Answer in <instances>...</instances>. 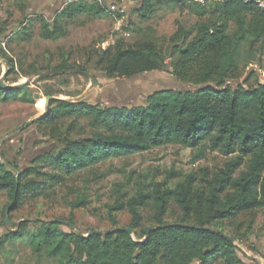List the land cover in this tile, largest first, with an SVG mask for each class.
I'll return each instance as SVG.
<instances>
[{"label": "trees", "instance_id": "16d2710c", "mask_svg": "<svg viewBox=\"0 0 264 264\" xmlns=\"http://www.w3.org/2000/svg\"><path fill=\"white\" fill-rule=\"evenodd\" d=\"M132 1L139 5L137 12L144 21L168 4L164 0ZM178 3L188 4L187 0ZM211 6L207 9V5L197 4L193 10L201 19L210 14L216 20L198 23L194 32L180 28L172 38L175 52L169 55L175 74L185 81L190 74L189 82L198 88L161 90L149 94L142 104L121 107L51 100L52 109L36 122L57 130L64 120L85 119L99 132L63 139L53 132L58 142L22 172L0 158V194L9 200L6 215L7 210L14 212L25 201L45 196L79 172L168 145L202 155L207 150L220 153L229 158L224 166L212 174L205 172L202 178L189 174L174 188L165 182L141 187L127 202L109 206L111 215L128 211L131 223L127 228L116 227L117 221L112 219L113 232L87 236L92 231H63L60 221L39 220L34 228L21 221L16 230L0 234V251L25 241L34 254L59 264H244L236 242L262 254L264 237L251 231L253 222L246 230L239 222L243 216L259 212L264 222V82L253 87L247 83L234 86L232 79H239L243 49L264 42V10L246 0H216ZM110 14L106 0H77L67 4L53 23L41 19V35L53 41L65 34L62 22L77 16L104 18ZM25 20L23 24L30 22ZM3 22L0 37L6 32L7 20ZM232 24L236 26L233 32ZM27 30L13 38L29 39ZM163 60L157 48L148 45L118 47L100 62L106 63L109 78H133L158 70ZM68 68L64 64L57 71L62 74ZM28 87L7 90L0 86V101L27 102ZM86 204L85 197H80L72 203V213ZM172 204L179 216L169 224L166 218ZM148 206L153 210L150 226L162 228L145 235L142 210ZM234 223H239L238 228L228 233L225 227Z\"/></svg>", "mask_w": 264, "mask_h": 264}, {"label": "rangeland", "instance_id": "374dc122", "mask_svg": "<svg viewBox=\"0 0 264 264\" xmlns=\"http://www.w3.org/2000/svg\"><path fill=\"white\" fill-rule=\"evenodd\" d=\"M77 0H6L0 3V25L7 20L6 32L0 37V79L7 69V85L23 83L31 79L28 87L27 102L0 101V158L5 163L19 167V171L28 169L33 160L56 144L53 132L64 137L81 138L93 135L100 130L92 127L89 120L67 119L58 128L44 126L36 122L38 117L52 109L47 97L74 101L86 94L82 101L107 106H132L144 103L146 97L161 90L193 91L198 88L189 82L192 77L182 80L172 67L174 50L172 38L180 28L193 31L200 22L216 20L211 15L202 19L193 8L197 4L212 9L215 1L164 0L168 4L157 9L152 19L144 21L137 12L139 5L132 0H106L108 17L95 18L84 15L71 21L62 22L65 34L56 40L42 38L41 19L53 23L61 10ZM8 13V14H6ZM7 15V16H6ZM28 19L27 24H23ZM28 29L29 39L13 38V35ZM236 26L230 25L235 31ZM152 45L164 57L158 70L133 78H109L105 72L108 58L118 47L132 46L135 49ZM180 45V44H179ZM66 65L69 71L58 72L57 68ZM51 71H57L55 74ZM93 79L95 84L93 83ZM231 80V79H230ZM232 84H246L253 87L264 82V42L253 49L246 46L241 55L239 79ZM40 118V119H42ZM39 120V119H38ZM9 137L4 142V138ZM193 151L178 145L156 148L143 154L115 159L97 165L66 178L63 184L56 186L45 196L25 201L22 206L7 215L4 213L9 200L6 194H0V234L14 231L21 221L36 227V221H65L73 225L75 232L86 234L89 231H108L114 229L112 219H116L119 228H127L131 217L127 210L111 215L109 206L116 202H127L141 187L166 183L174 188L186 176L194 173L202 178L205 172L212 174L221 169L229 158L217 152ZM45 170V169H44ZM49 172V170H45ZM33 176L29 177L32 180ZM150 189V188H148ZM85 197L87 204L75 209L72 203ZM146 227H151L153 210L151 206L142 210ZM179 216L175 204L171 205L166 223H174ZM6 219L10 225H6ZM246 230L253 222L251 231L264 237V222L260 212L241 218ZM239 223L228 224V233L238 228ZM62 230L71 232V228L62 224ZM135 238V236L133 235ZM238 255L244 264H257L254 257L264 264L262 254L236 242ZM0 264H59L57 260L32 252L27 242L9 244L0 251Z\"/></svg>", "mask_w": 264, "mask_h": 264}, {"label": "water", "instance_id": "95a60500", "mask_svg": "<svg viewBox=\"0 0 264 264\" xmlns=\"http://www.w3.org/2000/svg\"><path fill=\"white\" fill-rule=\"evenodd\" d=\"M7 72H8V70L6 69L4 75L1 77V80H0V86H1V88H3V89H7V90H13V89H20V88H23V87H26V86H29V85H30V83H31V79L26 80V81L23 82V83H15V84H12V85H7V83H6V75H7ZM55 73H57V72L48 73V74H46V75L55 74ZM93 83L95 84L94 79H93ZM85 96H86V94L83 95V96H80V97H78L77 99H75L74 101H70V102H72V103L80 102V101L83 100V98H84ZM53 99H55V98H53V97H47V99H46V103H45L46 108H48V105H49L50 101L53 100ZM43 116H44V115H42L41 117H38L36 120L42 118ZM8 138H9V137L4 138L1 142H4V141H5L6 139H8ZM8 213H9V210L6 211V215H7ZM60 223H61V224H66V225H68V226L71 228L72 231H75L73 225H71V224H69V223H67V222H65V221H60ZM6 225H10V222L8 221V219H6ZM157 228H162V227H147V228L145 229V235H148L150 232L154 231V230L157 229ZM125 231H126L129 235H132V234H133L132 230H130V229H126ZM111 232H113V231H112V230H108V231H104V232H102V231H92V232L89 233L87 236H89L90 234H93V233L96 234V235H104V234H109V233H111ZM219 233H221V235H222L224 238H226L228 241L234 243L233 238H231L230 236L225 235L224 233H222V232H220V231H219ZM248 257L251 258L253 261H255L257 264H261V263H259V262L257 261L256 258H254V257H250V256H248Z\"/></svg>", "mask_w": 264, "mask_h": 264}, {"label": "built area", "instance_id": "2783aa9c", "mask_svg": "<svg viewBox=\"0 0 264 264\" xmlns=\"http://www.w3.org/2000/svg\"><path fill=\"white\" fill-rule=\"evenodd\" d=\"M201 3L204 1V0H199ZM212 1H216V0H212ZM218 1V0H217ZM220 1V0H219ZM246 1H252L254 3H256L261 9L264 10V0H246Z\"/></svg>", "mask_w": 264, "mask_h": 264}]
</instances>
